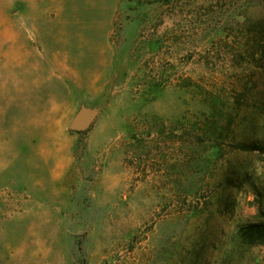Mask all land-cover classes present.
Here are the masks:
<instances>
[{"label": "rangeland", "instance_id": "374dc122", "mask_svg": "<svg viewBox=\"0 0 264 264\" xmlns=\"http://www.w3.org/2000/svg\"><path fill=\"white\" fill-rule=\"evenodd\" d=\"M263 15L0 0V264H264Z\"/></svg>", "mask_w": 264, "mask_h": 264}, {"label": "trees", "instance_id": "16d2710c", "mask_svg": "<svg viewBox=\"0 0 264 264\" xmlns=\"http://www.w3.org/2000/svg\"><path fill=\"white\" fill-rule=\"evenodd\" d=\"M252 24L254 25V27L255 26L260 27L261 33L263 34V40L262 41L264 44V15H263V17L252 22ZM262 68H264V64H263ZM187 85H189V84H187ZM184 123L186 126L185 130L187 131V137L189 136L190 132L195 133L196 130H198L197 133L199 134L200 137H205V134L207 133V131H205L203 128L204 123H205V119L201 120V118H197L195 116H193L192 118L186 117V118H184ZM194 137H196V136H194ZM237 147L242 149V150H250V151L256 149L251 144H243V145H239ZM203 263L209 264V262H206L205 259H203Z\"/></svg>", "mask_w": 264, "mask_h": 264}, {"label": "water", "instance_id": "95a60500", "mask_svg": "<svg viewBox=\"0 0 264 264\" xmlns=\"http://www.w3.org/2000/svg\"><path fill=\"white\" fill-rule=\"evenodd\" d=\"M96 115L97 110L82 108L75 114L70 123V128L73 131H85L91 126Z\"/></svg>", "mask_w": 264, "mask_h": 264}, {"label": "crops", "instance_id": "0c3cea01", "mask_svg": "<svg viewBox=\"0 0 264 264\" xmlns=\"http://www.w3.org/2000/svg\"><path fill=\"white\" fill-rule=\"evenodd\" d=\"M60 165H61V164H60ZM60 165H59V166H60ZM57 175H60V174L58 173Z\"/></svg>", "mask_w": 264, "mask_h": 264}]
</instances>
